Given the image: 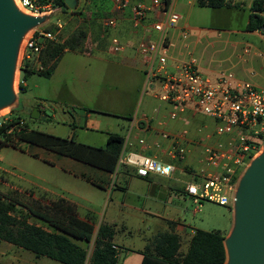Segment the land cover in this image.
<instances>
[{"label":"rangeland","instance_id":"1","mask_svg":"<svg viewBox=\"0 0 264 264\" xmlns=\"http://www.w3.org/2000/svg\"><path fill=\"white\" fill-rule=\"evenodd\" d=\"M178 3L182 4L175 8V12L180 16L176 27H180V30L167 31L170 34L169 57L177 62L194 60L199 72L206 77H214L221 72H232L239 79L264 88V36L245 31L249 15L246 8L239 11H213L211 8L195 6L188 12L183 0H178ZM109 4L110 0H77L73 10L54 6L53 12L47 15L45 22L40 26L56 31L55 24L58 21L61 25L56 37L58 43L83 30L85 37L80 46L83 50H88L89 44L95 41L94 38L102 35L110 53L113 30L104 29L100 24L107 17L103 11L108 10ZM95 9L102 12L94 17L92 12L96 11ZM93 17L96 19L91 21ZM181 32H185V37L180 35ZM48 42H44L45 46ZM245 49L248 50L247 53H244ZM19 60L20 55L17 65ZM44 69L42 65V70ZM18 77L21 80V72L18 76L16 70L15 102L6 113L0 114V122L19 117L29 129L67 139L73 136L75 141L93 147H105L108 133H116L126 138L129 131L127 119L112 114L126 113L133 100L137 116L144 113L151 117L152 109L161 105L152 97L150 85H141V75L136 76L128 69L113 64L99 70L91 58L70 51L63 55L51 76L44 77L36 73L27 75L24 81L22 80L25 85L23 92L18 89ZM34 105L43 110L46 118L30 117L26 109ZM130 114L132 115V112ZM199 118L207 122L212 129L207 117ZM161 120L158 115L155 121L151 122V126H156L155 123L158 125ZM170 122L176 131L183 128L189 132L192 130L191 126H182L177 121ZM131 137L136 141L134 132ZM138 137H147L151 142L155 134L140 133ZM156 141H160L159 136ZM17 147H0L1 193L34 208L47 207L48 200L63 197L74 204L78 218L90 217L95 231L101 222L114 224L120 245L142 247L157 233L170 230L171 227L175 229V225L169 226L145 212L179 221L184 227L183 231L178 232L180 252L186 249L189 234L194 230L219 232L225 238L231 229L232 207L202 202L194 212L197 205L193 204L190 198L176 192L184 182L189 181V176L184 173H178L176 180L159 181L161 185L169 187L168 191L159 189L153 193L152 183L133 178L127 191L121 192L118 190L121 187V165L116 166V172L108 179L106 173L93 167L27 143L18 142ZM164 147L160 145V148H154L153 151L164 154ZM34 150L37 157L33 156ZM188 150L184 161L192 163V169L196 171L200 166L193 156L198 151L190 148ZM121 153L125 156L127 151L122 148ZM82 177L100 183L104 188L91 185ZM129 211H134L135 216H130ZM12 214L24 217L27 211L18 205ZM27 222L46 229L45 224L32 216L27 218ZM121 226L126 227L131 234L125 233V236H122ZM81 244L90 252L91 242ZM22 252L24 256L39 264H61L46 257L36 259L28 251ZM125 252H120L118 264H121Z\"/></svg>","mask_w":264,"mask_h":264},{"label":"built area","instance_id":"2","mask_svg":"<svg viewBox=\"0 0 264 264\" xmlns=\"http://www.w3.org/2000/svg\"><path fill=\"white\" fill-rule=\"evenodd\" d=\"M16 1L33 16L53 12L54 0ZM110 2L115 11L129 9L135 27L141 25L149 12L160 16V19L151 22L156 39H140L135 46L144 65V84L150 85L152 97L161 104L153 109L151 117L141 116L139 128L146 133L153 131L151 122L161 113L168 121L181 122L184 126L196 123L192 134L186 128L174 132L160 130V138L168 141L161 158L142 153L130 152L125 156L120 153L117 167H133L141 178L150 174L167 177L175 170L174 162L185 160L189 146L199 147L193 158L200 167L194 171L192 163L187 165V171L192 173L193 178L184 184V195L197 205L194 212L202 202L232 207L240 176L264 147V88L239 79L232 72H221L214 77L203 76L194 60L170 62L166 32L174 28L180 19L173 10L174 0H151L147 6L132 3L131 0ZM101 25L104 29H113L116 20L105 18ZM55 27L56 31H50L38 26L25 35L19 49L18 76L20 67L42 70L38 59L45 48V41H57L61 28L58 21ZM180 35L185 37V32ZM110 42L112 53L123 49V44L116 37H112ZM247 52L245 49L244 53ZM19 80L18 77V87L23 84ZM199 116L207 117L212 129ZM158 124L163 123L159 121ZM137 144L144 150L153 146L160 148L142 138Z\"/></svg>","mask_w":264,"mask_h":264},{"label":"trees","instance_id":"3","mask_svg":"<svg viewBox=\"0 0 264 264\" xmlns=\"http://www.w3.org/2000/svg\"><path fill=\"white\" fill-rule=\"evenodd\" d=\"M53 4L66 9L63 0H54ZM196 5L217 9L225 7L227 3L224 0H197ZM263 12L264 0H254L245 31H258L264 36V18L260 15ZM84 37L85 33L80 30L61 43H46L39 58L45 69L35 72L34 69L20 67L21 80L35 73L49 77L63 53L79 49ZM18 88L24 91L22 85ZM18 142L52 151L112 174L116 170L124 138L116 133H108L105 147H93L75 141L73 136L67 139L29 129L19 117L0 122V147L18 148ZM91 184L100 187L95 182ZM18 205L27 211L26 216L16 217L12 214ZM46 206L30 207L0 192V241L61 264H118L121 248L113 242L114 224L101 222L95 231L90 217L78 218L74 204L63 197L48 200ZM29 216L40 220L46 229L27 222ZM82 242H91L90 252ZM179 249L180 238L176 233H157L140 252V264H224L226 261L224 236L219 232L194 230L188 239L186 251L181 253Z\"/></svg>","mask_w":264,"mask_h":264},{"label":"crops","instance_id":"4","mask_svg":"<svg viewBox=\"0 0 264 264\" xmlns=\"http://www.w3.org/2000/svg\"><path fill=\"white\" fill-rule=\"evenodd\" d=\"M150 1L151 0H131L132 3L142 4V5H145V6L149 5ZM183 1L185 3V6L188 7V12H190L193 9V7H195V6L197 7V5H196V1L197 0H183ZM224 1L227 3V5L225 7L217 8V9H221V10H232V9H234V10H238L239 11V10H243L244 8H246L249 11V15H250L251 14L252 2L254 0H229V2H227L226 0H224ZM178 4H179L178 0H174V5H173V10L174 11H175V8H176V6ZM179 5H182V4H179ZM217 9H212V10L215 11ZM95 10L96 11L92 12V15L94 17L98 16V13L101 14V12H102V10H98V9H95ZM103 13L107 14L106 18H114L116 20V27L111 29V30H113L111 34L114 35L113 37H116L115 34H117L120 37V38H117V37L116 38L123 44V49L121 51H119L118 53L110 52L111 53L110 54L109 53V46L108 45L106 46V42L103 40V36L100 35L99 38L95 37L94 38L95 41L94 42L92 41V43L89 44V49L88 50H83L82 48L79 47V49L73 50V51H70V52H72L74 54H79V55L91 58L94 61L95 67L97 69H99V70L109 67L110 64L116 65L119 68L122 67V68L128 69V71L133 72L136 76L137 75L138 76L141 75V79L140 80L142 82L141 85H143L144 84V65H143V62H142V58L135 51V46H136L137 42L140 39H156L157 34L154 33L151 30V22L160 19V16L157 15L156 13H154V12H149L147 14V16H146V19L141 23V25L139 27H135L133 25V22H132V14H131V11L129 9H125L123 11H115L112 8V4L110 2L108 10L105 11V12L103 11ZM249 15H248V17H249ZM260 15L264 18V12L261 13ZM94 17L92 18L91 21H94L96 19ZM101 27H102V25H101ZM170 30L177 31V30H180V27H176L175 26L174 28H172ZM253 33L261 34L258 31H255ZM169 35L170 34H168L166 32V36H167V39H168V42H169V46H170ZM65 53H68V51H65L63 53V55ZM63 55L60 57V59L63 57ZM60 59L58 60V62L60 61ZM169 60H170V62L174 61L171 57H169ZM58 62L56 63V66H55L52 74L54 73ZM22 86L25 88L24 84H22ZM134 101L135 100H133V104L128 108V111L126 113H122L121 112V114H112V115H115V116H119V117H121L123 119L124 118L127 119V122L129 124V131L127 132L126 138L122 136L124 138L123 149H124V151H127V153H130V152L131 153H142V154H146V155H152L155 158H161L160 154H158L157 152L153 151V149L157 148V147L153 146L149 150H144L142 147H140L137 144L138 139L142 138L146 142H148L149 144L156 143L158 146L163 145V146H165L164 148L166 150V148L168 146V141L162 140L161 138H160V141H156L157 137L159 136L158 132L160 130H163V131H166V132H174L176 130H174V126L173 125L171 126L169 124L171 122L166 119L164 114L161 113L159 116H161V119H162L161 121H162L163 124L162 125L161 124L157 125L155 123L156 126H153L154 124H152L153 131H151V132H154V134H155L154 140L150 142L147 139V137L146 138L138 137L140 133L146 134V132H143L139 128V119L141 118L142 115H144V113H141L139 116H137L136 110L134 109V106L136 105L134 103ZM158 106H156V107H158ZM33 107H37L38 110L40 111V113L44 114L43 110L40 107L35 106V105L32 106V108ZM156 107H154V108H156ZM153 109H152V112H153ZM131 112H132V115L130 114ZM45 118H46V116H45ZM37 119H40V118H37ZM163 119L167 120V121H163ZM179 123L182 124V126H184L183 123H181V122H179ZM195 125H196V123H191V124H188V125L185 126V127H190L191 126L192 130H191L190 134L193 133ZM157 127H159V128H157ZM132 132H134V134L137 136L136 141H135V138L132 139V137H131ZM33 147L42 149V150L47 151V152L54 153L52 151H48V150H45V149L37 147V146H33ZM188 148H190L193 151L196 150V151L199 152V147H190L189 146ZM54 154L59 155L57 153H54ZM33 156H36V157L38 156L35 150H34ZM59 156L65 157V156H62V155H59ZM65 158L71 159L69 157H65ZM71 160H73L75 162H78V163H82V162L76 161L74 159H71ZM82 164L87 165L85 163H82ZM187 165H188V163H186L185 161L174 162L175 170L169 176L163 177V176L156 175V174H150V175H148L145 178L138 177L136 175V172H135L133 167L122 166L121 167V187H119L118 190H121V192H126L129 182H131V180L133 178H138V179H142V180H145L147 182L152 183L151 189H152L153 193L158 192L159 189H165L166 191H168L169 187L167 185H161L159 183V181L176 180L175 176L178 173H184V174L188 175L189 176V181H191L192 178H193V175H192L191 172L187 171ZM88 166H90V165H88ZM90 167H93V166H90ZM93 168H95V167H93ZM95 169H97V168H95ZM97 170H99V171H101L103 173H106L107 174V178L109 179V176L111 175L110 173L102 171L100 169H97ZM116 170H117V167H116ZM116 170H115V172H116ZM82 179H84L86 182H89L90 184H91V182H94V181L89 180L86 177H82ZM189 181H186V182H189ZM186 182H184V184ZM96 184L100 185L99 188H101V189L104 188V186H102L100 183H96ZM184 184H183V186L177 188L176 192L179 195H181V196L187 197L183 193ZM167 198H169V196H167ZM133 210L135 211L136 209H133ZM134 211H129L128 214L130 216H135ZM145 213L148 214V215H151V216H153L155 218L161 219V222H163L165 224H169V226L170 225H173V226L175 225L174 226V228H175L174 230L171 227L170 230H165L164 232H166V231L167 232H174V233H176L179 236L178 232L184 230V227L179 223L178 220L172 219L171 217L163 218V217H160L159 215H155V214H151V213H147V212H145ZM107 224H112V223H107ZM114 229H115V225H114ZM125 233H127V235H130L131 231L127 230L126 227L121 226V235L125 236ZM117 234H118V231L115 229V235L113 237V242H114V244L116 246L121 248V251L119 250L118 258L120 257V252L122 253V251H123V253H124L125 250L127 251V252H125L123 257L121 256L122 257L121 258L122 259L121 264H140V261H141V258H142L140 252L143 251V249L147 245L150 244V242L153 239V237H151V240H148V242L146 244H144L142 247L131 248V247H126L124 244L120 245L118 243L117 238H116ZM191 234H189V238H190ZM121 242H123V241L121 240ZM1 243H5V244H1ZM1 245H5V246H1ZM186 249H187V247H186ZM186 249L184 251H182L181 253H184L186 251ZM22 251H25V250H22L21 248H18V247L14 246V245H11L9 243L0 241V264H39L36 261L34 262L32 260V258L24 256ZM179 252H180V250H179ZM33 256L36 259L39 258V257H36L34 254H33Z\"/></svg>","mask_w":264,"mask_h":264},{"label":"water","instance_id":"5","mask_svg":"<svg viewBox=\"0 0 264 264\" xmlns=\"http://www.w3.org/2000/svg\"><path fill=\"white\" fill-rule=\"evenodd\" d=\"M73 10L77 0H63ZM20 12L13 0H0V109L15 102L13 80L21 42L46 20ZM33 119H44L37 107L26 109ZM233 221L224 238V264H264V147L240 176L232 204Z\"/></svg>","mask_w":264,"mask_h":264},{"label":"bare ground","instance_id":"6","mask_svg":"<svg viewBox=\"0 0 264 264\" xmlns=\"http://www.w3.org/2000/svg\"><path fill=\"white\" fill-rule=\"evenodd\" d=\"M13 3H14V5L16 6V8H17L20 12L26 14L25 11L21 8V6L18 4V2H17L16 0H13ZM18 58H19V54H18ZM15 81H16V73H15V76H14L13 86H12V88H13V92H15ZM8 109H9V106H6V107L1 108V109H0V114H4V113H6Z\"/></svg>","mask_w":264,"mask_h":264},{"label":"flooded vegetation","instance_id":"7","mask_svg":"<svg viewBox=\"0 0 264 264\" xmlns=\"http://www.w3.org/2000/svg\"><path fill=\"white\" fill-rule=\"evenodd\" d=\"M28 109H32V107L31 108H28ZM28 114H29V112H27Z\"/></svg>","mask_w":264,"mask_h":264}]
</instances>
